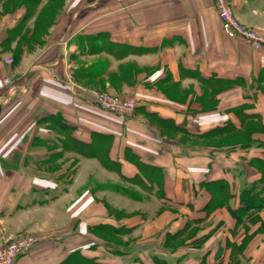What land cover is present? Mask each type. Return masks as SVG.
I'll return each instance as SVG.
<instances>
[{
  "label": "crops",
  "instance_id": "obj_1",
  "mask_svg": "<svg viewBox=\"0 0 264 264\" xmlns=\"http://www.w3.org/2000/svg\"><path fill=\"white\" fill-rule=\"evenodd\" d=\"M61 2L28 18L0 0V246L39 239L16 264H264V48L227 37L214 0ZM231 4L264 33V0Z\"/></svg>",
  "mask_w": 264,
  "mask_h": 264
},
{
  "label": "built area",
  "instance_id": "obj_2",
  "mask_svg": "<svg viewBox=\"0 0 264 264\" xmlns=\"http://www.w3.org/2000/svg\"><path fill=\"white\" fill-rule=\"evenodd\" d=\"M224 34L239 41L248 43L253 49L264 48V33L244 25L234 14L231 0H214ZM12 63L13 60L7 59ZM98 106L114 115L130 116L137 107V101L108 92L96 91ZM39 239L32 235H23L0 246V264H16L23 255L30 254Z\"/></svg>",
  "mask_w": 264,
  "mask_h": 264
},
{
  "label": "rangeland",
  "instance_id": "obj_3",
  "mask_svg": "<svg viewBox=\"0 0 264 264\" xmlns=\"http://www.w3.org/2000/svg\"><path fill=\"white\" fill-rule=\"evenodd\" d=\"M20 0H12V4L17 5L19 3ZM40 2V0H28V4H30V9L28 10V18H32L34 17L37 12L35 10V5L38 4ZM62 2L61 0H50V4L53 6H58L60 5ZM54 12L53 11H44L39 13V16H37L39 21H48L53 19L54 16ZM43 30H46L45 27L43 28ZM69 176V175H68Z\"/></svg>",
  "mask_w": 264,
  "mask_h": 264
}]
</instances>
